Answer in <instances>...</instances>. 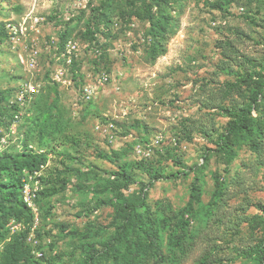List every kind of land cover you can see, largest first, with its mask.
Instances as JSON below:
<instances>
[{"label":"rangeland","instance_id":"1","mask_svg":"<svg viewBox=\"0 0 264 264\" xmlns=\"http://www.w3.org/2000/svg\"><path fill=\"white\" fill-rule=\"evenodd\" d=\"M103 2L110 6L103 17L110 22L100 21L105 34L99 51L86 30L98 20ZM133 8V0H0V95L8 101L3 106L32 83L52 110L44 143L35 108L39 93L20 115L30 143L53 148L41 183L59 192L38 194V213L30 223L43 261L80 262L83 244L108 240L115 232V211L94 210V204L113 197L111 172L123 165L137 179L125 191L132 194L148 183L145 168L153 163L165 175L203 164L202 202L185 232L184 250L170 247L169 230H163L162 264H253L255 257L245 250L264 238V223L257 224L264 219V133L258 151L236 145L231 163L219 142L230 120L221 107L249 103L256 73L264 75V0H176L170 9L176 28L167 53L156 60L149 51L150 22L138 20ZM26 18V33L11 42L6 24ZM69 39L80 47L75 64L63 60ZM35 50L39 63L29 70ZM59 64L67 67L65 81L53 79ZM243 73L253 80L240 82ZM103 74L108 80L100 86ZM90 84L98 86L97 93L86 101L82 92ZM253 114L264 115V99ZM44 175L53 182L45 183ZM216 178L224 185L218 205ZM193 179L191 173L155 182L149 203L157 211L164 203L183 209ZM73 229L90 237L78 239L70 234Z\"/></svg>","mask_w":264,"mask_h":264},{"label":"trees","instance_id":"2","mask_svg":"<svg viewBox=\"0 0 264 264\" xmlns=\"http://www.w3.org/2000/svg\"><path fill=\"white\" fill-rule=\"evenodd\" d=\"M175 2L176 0H133L134 16L140 21L150 22L148 30L151 37L149 51L154 60L165 55L168 51L171 34L176 28L175 18L170 12ZM105 9L106 11H104ZM109 9L110 6L103 2L97 13L98 20L94 21L91 27L86 30V36H91L94 40L91 45L99 51H101L100 45L104 42L102 35L105 34L100 21L105 20L106 12ZM109 22L110 20L105 23ZM61 48H63V44ZM255 76L256 87L249 103L221 107L224 115L230 120L225 135L220 138L219 148L225 152L227 161L230 163L237 156L236 145L248 144L254 150L261 149L264 115L260 114L256 117L253 111L258 109L260 102L264 99V75L259 72ZM239 80L247 83L253 80V77L243 73L239 76ZM5 99L6 97L0 95V126H8L14 115L22 110L18 104L11 105L9 101L8 105L11 108L7 104L5 105L8 108L5 107L11 110L6 112L7 109L3 106ZM46 99L47 97L39 93L35 104V108L42 116L39 124L40 143L42 141L44 143L48 129L53 123L51 119L52 110L49 108V104L45 102ZM42 100L44 101L42 102ZM4 111L7 116H4ZM5 117H8V120ZM60 120L61 117L56 119L57 122ZM21 130L23 129L21 128ZM40 143L38 148H35L30 143L29 135L24 134L23 149L0 152V264H46L43 261L45 253L43 257H37L33 252L34 247L27 242V237L33 227L30 223L34 221V213L21 197L23 179L40 171L42 166L50 162V154H52L53 148L49 149L48 145L45 146ZM202 168L203 164H196L187 171H177L165 175L155 164L151 163L145 168L148 170V183L138 192L127 194L125 191L138 181L132 174H129L123 165H119L118 170L111 172L113 183L110 187L113 197L107 200H98L94 204V210L102 206H111L114 209L115 232L100 246L93 242L83 244L84 256L80 262L73 264H98L100 261L112 262V264H148L153 260L154 264H162L166 258L162 247L163 230H169L170 247L184 250L185 232L191 226L192 219L196 216L198 206L202 202L204 181ZM191 173L194 174V179L191 184L190 198L183 209L174 211L170 203L159 204L158 211L152 207L148 200L149 188L155 182L173 178L179 179L182 174ZM45 176L42 177L45 183L53 182L52 179L45 181ZM223 186L220 178H216L217 188L213 198L217 205L223 199ZM58 192L59 189L55 186L49 189L43 186L39 194L52 196ZM11 219L24 222L25 229L12 233L8 226ZM261 223H264V219L257 222V224ZM70 234L78 239L90 237L89 232L76 229L71 230ZM40 245L39 248L41 249ZM245 253L255 257L253 264H264V238L245 250Z\"/></svg>","mask_w":264,"mask_h":264},{"label":"built area","instance_id":"3","mask_svg":"<svg viewBox=\"0 0 264 264\" xmlns=\"http://www.w3.org/2000/svg\"><path fill=\"white\" fill-rule=\"evenodd\" d=\"M36 20H38V17H34ZM27 20L28 18L24 19V21L19 23L14 22H8L5 26L7 29V33L9 36V39L13 43H17L19 37L24 35L27 31ZM80 50L79 44L74 39L67 40L66 46L63 50V57L64 61L67 64H72L74 61V55H76ZM38 54L39 51L35 50V53L31 56V58L27 61V68L29 70L35 69L38 66ZM79 54V53H78ZM77 54V55H78ZM60 66L57 67L53 79L55 81H65V75L67 71V67H65V64H59ZM108 80V75L103 74L98 79V85L102 86L105 82ZM98 87V86H97ZM97 87H94L93 85H86L83 88L82 96L83 99L86 101H90L95 97V94L97 93ZM39 93V90L36 86H34L32 83H27L23 89L19 92L18 100L17 101H11V105L18 104L21 109L23 108V105L33 97V95ZM20 115L21 110L19 113H16L14 115V118L10 122L8 126L1 125L0 126V152H10L12 150H15L17 148L18 150L23 149V138L24 133L21 131V122H20ZM15 144V145H14ZM49 166V164L42 166V169L38 172H35L33 175L26 176L23 181V189L21 193V197L24 201V203L37 215L38 208H37V199L38 194L42 190V183H41V176L43 175V171L46 169V167ZM9 228L11 229L12 233H17L22 231L25 228L24 222L18 221L16 219H11L9 224ZM28 239L30 244L34 247L33 252L37 255V257H43L44 251L39 248V245L41 244L37 235L35 234V227H32L31 232L28 235Z\"/></svg>","mask_w":264,"mask_h":264},{"label":"clouds","instance_id":"4","mask_svg":"<svg viewBox=\"0 0 264 264\" xmlns=\"http://www.w3.org/2000/svg\"><path fill=\"white\" fill-rule=\"evenodd\" d=\"M32 146V145H31Z\"/></svg>","mask_w":264,"mask_h":264}]
</instances>
